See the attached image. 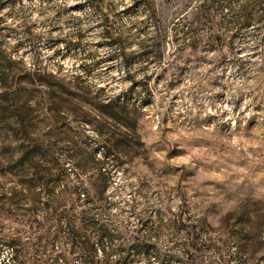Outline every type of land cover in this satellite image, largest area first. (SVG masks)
Returning a JSON list of instances; mask_svg holds the SVG:
<instances>
[{"label": "rangeland", "instance_id": "1", "mask_svg": "<svg viewBox=\"0 0 264 264\" xmlns=\"http://www.w3.org/2000/svg\"><path fill=\"white\" fill-rule=\"evenodd\" d=\"M202 1L0 0V264H264V0Z\"/></svg>", "mask_w": 264, "mask_h": 264}, {"label": "trees", "instance_id": "2", "mask_svg": "<svg viewBox=\"0 0 264 264\" xmlns=\"http://www.w3.org/2000/svg\"><path fill=\"white\" fill-rule=\"evenodd\" d=\"M212 2H218V0H203L201 2L200 5V14H203V17L206 16L205 13L208 12V7L211 6L210 4H212ZM242 22H241V26L242 25H247L250 21H252V17L247 14L244 13L242 15ZM182 227L184 228H188L189 226H185L183 224H181ZM97 229V240L95 242H91L90 239H87L84 235H81L82 237H84L83 239H81L82 241L79 242V246L77 247L78 252L81 254L80 259L84 260V262H87L88 264H96L95 263V259L99 254H102L104 256H109L111 255V253H113L115 250H105V248H103V243L108 242L110 243L111 240L113 239V234L107 233L108 231L103 230L101 228H96ZM189 231L188 230L186 233L187 235H189ZM193 235V234H192ZM191 239V240H190ZM190 240V241H189ZM189 242L187 245L188 248H192L194 250H199L200 247H206L207 243L203 242L201 243V241L194 243L195 238H189ZM143 249H142V248ZM131 249V253H133L134 255H138V256H142L144 258H147V262H148V258H156L158 259L160 262L159 264H167V262L169 261L170 258H162V256H160V252L153 246V245H149V244H143L141 245H135L134 248H130ZM186 251V263L187 264H198L193 253H190L189 250H185ZM123 253H125V255L120 258L119 260H117L116 264H125L127 263V259L129 256V252L128 251H123ZM131 254V255H133ZM170 257V256H169ZM150 264V263H149Z\"/></svg>", "mask_w": 264, "mask_h": 264}]
</instances>
